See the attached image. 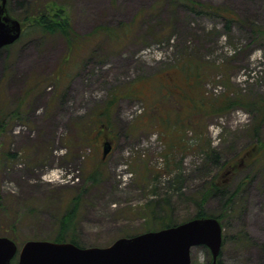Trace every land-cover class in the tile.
<instances>
[{
	"label": "rangeland",
	"instance_id": "obj_1",
	"mask_svg": "<svg viewBox=\"0 0 264 264\" xmlns=\"http://www.w3.org/2000/svg\"><path fill=\"white\" fill-rule=\"evenodd\" d=\"M57 1L67 7L81 36L99 25L118 28L135 21V29L123 44L104 38L94 54L92 43L76 57H70L60 35L24 36L0 51V112L21 113L0 131V155L15 154L0 171L1 197L12 203L19 220L15 232L5 226L13 240L20 247L30 240L52 241L59 220L79 198L77 237L87 247H106L127 234L192 219L212 177L232 189L250 176L237 210L224 220L221 259L264 264V163L248 167L256 141L249 133L261 118L255 110L198 116L197 126L165 130L146 119L142 102L122 99L112 113V128L97 137L82 131L114 87L156 70L161 74L185 49L204 65V82L192 93L189 89L201 103H220L225 94L264 100V37L257 34L264 31V0H200L232 9L243 23L231 31L223 20L196 18L171 0ZM22 2L7 3L16 17L22 15ZM59 69L69 77L57 84ZM186 108L176 103L166 109L172 116L181 109L184 125ZM105 142L111 151L103 159ZM215 151L221 155L218 163L207 159ZM213 196L202 203L207 214L221 210ZM2 215L0 210V230ZM209 260L205 247L192 249L191 264Z\"/></svg>",
	"mask_w": 264,
	"mask_h": 264
},
{
	"label": "trees",
	"instance_id": "obj_2",
	"mask_svg": "<svg viewBox=\"0 0 264 264\" xmlns=\"http://www.w3.org/2000/svg\"><path fill=\"white\" fill-rule=\"evenodd\" d=\"M12 0H8V2ZM177 5L182 6L190 14L196 18H212V19H221L225 24V29L231 31L232 27L235 24H242V20L237 18L235 12L224 6L213 4L210 2H204L200 0H171ZM9 15L15 19H18L23 25V33L20 38L28 35H40L42 37L60 35L64 38L66 42L67 49L69 51L70 57H76L81 55L86 51V48L89 44L93 43L95 49L93 54L101 47L99 45L102 43L104 38L110 40L112 45L123 44L124 41L130 40L132 32L135 29L133 26L135 21L130 23L122 24L118 28H111L106 25H99L94 28V30L84 36L79 35L73 27L72 17L67 9V7L57 0H23L21 8V17H16L11 9L8 7ZM256 32V31H255ZM257 34L264 37V31L257 30ZM255 34V33H254ZM259 36V37H260ZM19 40V41H20ZM17 43V42H16ZM11 46L4 48V50H9ZM201 58H198V54L188 53L187 49L181 51L178 54L177 60H175L172 66L168 68L165 67L160 72L161 74L153 73L149 74V77L145 75L137 76L128 82L114 87L108 97L103 101L102 105H98L93 109L92 114L89 116L91 119L93 116V121L85 123L87 125L82 126V131L84 133H89L90 136H99L108 128H112L111 117L114 113L118 103L122 99H127L130 101H140L146 107L147 111L146 119L154 122V124H163V129H169L173 127H186L187 125L197 126L199 125L196 118L200 117H215L222 116L227 114L234 109H245L247 111L254 112L257 117L261 118L257 121L258 123L249 133L250 139H256L255 144L251 147L249 152V166L251 170L259 164L264 163V100L256 101L244 99L241 96L231 97L230 95L225 94V98L222 99L220 103L214 99L212 102H208V105L201 103V99L195 98L190 94L189 89L192 90L194 86H198L204 82L205 72L204 65L199 61ZM67 61V60H66ZM161 69V68H160ZM69 77L68 72L62 71L59 69L55 81L58 82L62 80L63 77ZM176 76V80H175ZM170 90H167L169 89ZM178 95L180 98H176ZM264 99V98H262ZM180 103L183 105V111L189 115L186 117L187 124L180 125L179 121H185L181 119L185 114L181 113L180 110H176L175 114L172 116V113L166 108L170 107V104ZM18 109L12 111H2L0 112V131L1 134L6 130L3 129L5 124L12 122L14 118L20 116ZM192 115V116H191ZM191 116V118H190ZM193 117V118H192ZM195 118V119H194ZM171 119L177 121V124L173 125ZM93 122V123H92ZM169 122V123H168ZM168 123V125H167ZM89 124H92L91 127ZM8 125V124H7ZM181 129V127L179 128ZM84 133H82L84 135ZM166 137H172V133H166ZM86 140H89L88 137L83 136ZM2 143V142H1ZM0 143V147L2 144ZM15 154L7 152L0 155V171L4 164L9 160L14 159ZM211 162L218 163L221 160V155L219 152H212L208 155ZM236 170V169H235ZM239 169H237L238 171ZM92 177V176H91ZM94 177V173H93ZM211 178L208 182L204 184L205 190L201 194V205L198 204L200 208L191 218H203V217H216L220 220L223 228L225 227V218L230 212L237 210V204L239 202L238 197L244 195V187L246 185L247 179H250V176L242 179L238 184L233 185L234 188H224L226 184L224 182L218 183L216 180ZM214 180V181H213ZM214 195V196H213ZM218 197L221 201V210L218 214H207L201 208L202 203L206 201L209 197ZM11 204V205H10ZM12 203L6 202L4 198L1 197L0 193V210H3V215L1 216V223L3 228L0 230L1 236H6L11 239L15 238L10 235L9 228H5L6 225L12 227L11 230L16 231V225L18 224V218L14 217L17 212H13ZM79 209V198H74L71 203L70 208L67 210L65 215L59 220L60 228L57 236L52 239L54 242H71L80 247H87L82 245L80 239L77 237V227L76 220L78 217ZM175 224H167L162 227H170ZM13 225V226H12ZM7 227V226H6ZM153 230V229H152ZM159 230V229H158ZM149 231H151L149 229ZM10 232V233H9ZM133 235L127 234L125 237H130ZM16 241V239H14ZM226 241V236L224 235V242ZM17 242V241H16ZM206 249V248H205ZM207 254L210 257V260L207 264H212V257L208 249H206ZM222 251L218 258L217 264L222 263Z\"/></svg>",
	"mask_w": 264,
	"mask_h": 264
},
{
	"label": "water",
	"instance_id": "obj_3",
	"mask_svg": "<svg viewBox=\"0 0 264 264\" xmlns=\"http://www.w3.org/2000/svg\"><path fill=\"white\" fill-rule=\"evenodd\" d=\"M8 0H0V50L22 35V24L8 14ZM111 151L104 144L103 158ZM223 244V229L217 218H196L159 231L119 238L108 247L81 248L73 243L44 240L26 242L19 250L8 237L0 236V264H191V250L207 247L217 264Z\"/></svg>",
	"mask_w": 264,
	"mask_h": 264
}]
</instances>
